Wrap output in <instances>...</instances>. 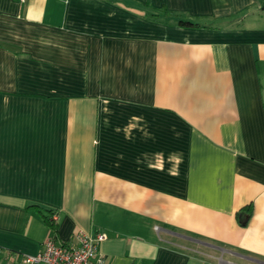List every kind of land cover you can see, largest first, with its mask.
Listing matches in <instances>:
<instances>
[{
	"label": "crops",
	"instance_id": "0c3cea01",
	"mask_svg": "<svg viewBox=\"0 0 264 264\" xmlns=\"http://www.w3.org/2000/svg\"><path fill=\"white\" fill-rule=\"evenodd\" d=\"M263 2L0 0V264H264Z\"/></svg>",
	"mask_w": 264,
	"mask_h": 264
},
{
	"label": "built area",
	"instance_id": "2783aa9c",
	"mask_svg": "<svg viewBox=\"0 0 264 264\" xmlns=\"http://www.w3.org/2000/svg\"><path fill=\"white\" fill-rule=\"evenodd\" d=\"M51 219L58 223L59 214L51 215ZM106 240L107 235L104 233L91 235L84 232L75 233L73 240L67 243H58L55 238H49L44 242L42 251L38 255H26L22 262L23 264H103L100 248Z\"/></svg>",
	"mask_w": 264,
	"mask_h": 264
},
{
	"label": "trees",
	"instance_id": "16d2710c",
	"mask_svg": "<svg viewBox=\"0 0 264 264\" xmlns=\"http://www.w3.org/2000/svg\"><path fill=\"white\" fill-rule=\"evenodd\" d=\"M166 9V8H165ZM263 10H264V2H263ZM165 15L166 16H171L173 15L171 12H169L167 9L165 10ZM180 25L183 26V27H198L199 25L197 24H194L192 22H189V21H185L181 18L180 20ZM37 207V206H36ZM248 211L250 212V216H251V212H252V208L251 206H249L248 208ZM46 222L53 228V229H56L57 228V223L53 222L52 219H51V216H49L47 219H46Z\"/></svg>",
	"mask_w": 264,
	"mask_h": 264
},
{
	"label": "rangeland",
	"instance_id": "374dc122",
	"mask_svg": "<svg viewBox=\"0 0 264 264\" xmlns=\"http://www.w3.org/2000/svg\"><path fill=\"white\" fill-rule=\"evenodd\" d=\"M220 262H222V263H231V262H228V261H220ZM231 264H233V263H231Z\"/></svg>",
	"mask_w": 264,
	"mask_h": 264
}]
</instances>
